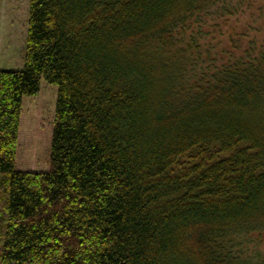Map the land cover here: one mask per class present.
Returning <instances> with one entry per match:
<instances>
[{
    "label": "trees",
    "instance_id": "16d2710c",
    "mask_svg": "<svg viewBox=\"0 0 264 264\" xmlns=\"http://www.w3.org/2000/svg\"><path fill=\"white\" fill-rule=\"evenodd\" d=\"M239 9L31 0L0 70V264H264V37L203 44Z\"/></svg>",
    "mask_w": 264,
    "mask_h": 264
},
{
    "label": "rangeland",
    "instance_id": "374dc122",
    "mask_svg": "<svg viewBox=\"0 0 264 264\" xmlns=\"http://www.w3.org/2000/svg\"><path fill=\"white\" fill-rule=\"evenodd\" d=\"M232 4L234 9L240 8L238 14L223 19L217 18L220 14H213L203 24V44L216 52L233 50V38L241 39V46H246L249 39H256L258 44L263 40L264 0H254L253 7H248L249 1L246 6L240 5V0H232ZM30 9L31 0H0V70H22L25 66ZM198 26L191 24L188 34ZM245 241L248 251H264V232L252 234Z\"/></svg>",
    "mask_w": 264,
    "mask_h": 264
}]
</instances>
